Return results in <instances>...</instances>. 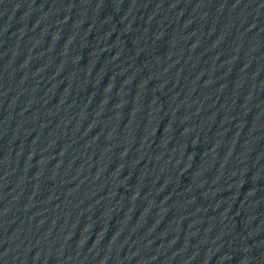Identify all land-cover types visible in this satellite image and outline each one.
I'll return each mask as SVG.
<instances>
[{
    "label": "water",
    "instance_id": "obj_1",
    "mask_svg": "<svg viewBox=\"0 0 264 264\" xmlns=\"http://www.w3.org/2000/svg\"><path fill=\"white\" fill-rule=\"evenodd\" d=\"M215 60L264 195V0H200Z\"/></svg>",
    "mask_w": 264,
    "mask_h": 264
}]
</instances>
